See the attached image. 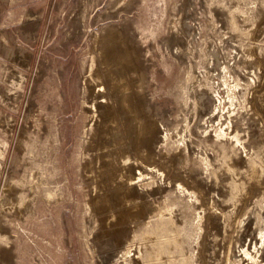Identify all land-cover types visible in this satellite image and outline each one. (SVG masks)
I'll return each instance as SVG.
<instances>
[{"label": "rangeland", "instance_id": "374dc122", "mask_svg": "<svg viewBox=\"0 0 264 264\" xmlns=\"http://www.w3.org/2000/svg\"><path fill=\"white\" fill-rule=\"evenodd\" d=\"M262 119L264 0H0V264H264Z\"/></svg>", "mask_w": 264, "mask_h": 264}, {"label": "bare ground", "instance_id": "6f19581e", "mask_svg": "<svg viewBox=\"0 0 264 264\" xmlns=\"http://www.w3.org/2000/svg\"><path fill=\"white\" fill-rule=\"evenodd\" d=\"M93 67H94V64L92 65V67L90 69L89 77L92 76L91 72L93 70ZM96 77L102 79L103 75L102 74H98L95 71V78ZM91 79L92 78H90V80ZM124 89H128V88L124 87ZM111 90L114 93L117 92V91H115L114 86H112ZM93 92H94V95H93L94 98H93V103L91 104L90 107H91L92 110H94V113L96 114V117H95L96 119L95 120H96V125H98L100 122H99V120H97V117H101V116L98 115V113L101 112L102 113L101 115H104V116L108 115L109 106H108V103L106 102L105 98L103 96H101V92H103V91H102V87L100 85H98L96 88H94ZM121 93L125 94L127 92L125 90H123V88H122ZM128 93L121 99L122 102L124 103V106H126V103H128L130 105H132V103H135V104L137 103L136 104V108H139L140 103H141L140 96L137 95V93L135 91L133 93L129 94V95H128ZM132 97H134V100L132 99ZM135 104H133V108L135 107ZM99 109H101V110H99ZM93 116H94V114H93ZM260 123H261V125H260L261 126V132H262V134L264 136V120L262 119L260 121ZM135 124H136V126L134 127L135 131H136L135 139H138L140 134L143 133L145 130H143V132H141L142 131L141 123L136 122ZM156 130H157V125L155 124V122L152 121L151 122L150 135L153 136V134L156 132ZM235 141H236V143H239L238 138H236ZM252 145H254L255 148H257L256 143H252ZM106 162L110 163V160H107ZM122 164H123L122 166L118 167L113 172L111 171L112 175H110V177L109 176L107 177L106 180L109 183L108 184L109 187H112L113 186V182L117 181V185H115V187H114L116 189V190H114L116 195H118V196L122 195L123 197H125L126 200L132 199L134 196H141L142 195V190H140L135 185V183L133 182V179L135 177H132L133 175L125 174L126 172L124 171L125 172L124 173L123 170H125L126 166H125V163H124L123 160H122ZM225 170H226V173L228 174V179L232 181V185L233 186H231V189H232L231 192L233 193L234 196H236V198L238 200L239 199L243 200L244 197L247 195V193L244 194V192L247 191V189L244 188V184H246V183L249 184L250 181H252V183L253 182L254 183H259L260 170L258 169L257 166H255V164L251 163V161H249V159L241 157L240 159H237V160H230L228 162L227 166L225 167ZM140 173L141 172L137 173V175H140ZM209 204H210V208L212 209L214 207L213 206L214 205L213 201L211 200ZM208 207H209V205H208ZM238 208L239 209L237 210V216H236V219L234 220V222L231 223V224L228 223V222H226V223L224 222L223 223V234L228 232L226 228L230 229V234L227 235V240H226V243H225V247H226L225 250H226L227 253L224 255L223 264H229L230 263L229 262V254H230L229 252H230V249L232 247L231 245L235 241V235L234 234L237 231L238 224H239V221H240L239 219L243 215V210L245 209V206L241 205ZM209 214H210L211 217H213V215H211V212ZM210 216H208V217H210ZM258 235H259L260 244H263L264 243V240H263L264 239V228H261L259 230ZM246 251L245 250L242 251L244 253V255L245 254L248 255L247 254L248 252H246ZM238 252H240V251H238Z\"/></svg>", "mask_w": 264, "mask_h": 264}]
</instances>
